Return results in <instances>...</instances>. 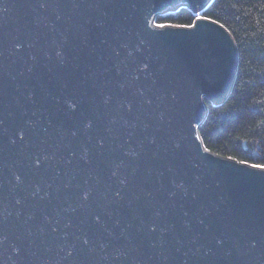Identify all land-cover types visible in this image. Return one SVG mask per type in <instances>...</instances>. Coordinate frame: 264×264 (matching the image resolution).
<instances>
[{
  "label": "water",
  "instance_id": "1",
  "mask_svg": "<svg viewBox=\"0 0 264 264\" xmlns=\"http://www.w3.org/2000/svg\"><path fill=\"white\" fill-rule=\"evenodd\" d=\"M210 1L0 0V264H264V167L199 134L234 38L153 24Z\"/></svg>",
  "mask_w": 264,
  "mask_h": 264
},
{
  "label": "trees",
  "instance_id": "2",
  "mask_svg": "<svg viewBox=\"0 0 264 264\" xmlns=\"http://www.w3.org/2000/svg\"><path fill=\"white\" fill-rule=\"evenodd\" d=\"M215 20L232 34L238 68L228 98L206 101L207 116L199 128L211 152L264 165V0H211L195 14L182 6L155 16L158 25H191L197 16Z\"/></svg>",
  "mask_w": 264,
  "mask_h": 264
},
{
  "label": "snow or ice",
  "instance_id": "3",
  "mask_svg": "<svg viewBox=\"0 0 264 264\" xmlns=\"http://www.w3.org/2000/svg\"><path fill=\"white\" fill-rule=\"evenodd\" d=\"M182 26H186V27H192V25H182ZM159 27H165V25H159ZM245 163H247L245 161ZM258 167H264V165H257Z\"/></svg>",
  "mask_w": 264,
  "mask_h": 264
},
{
  "label": "rangeland",
  "instance_id": "4",
  "mask_svg": "<svg viewBox=\"0 0 264 264\" xmlns=\"http://www.w3.org/2000/svg\"><path fill=\"white\" fill-rule=\"evenodd\" d=\"M172 10H174V9H170V10H167V11H172ZM167 11H164V12H167ZM164 12H163V13H164ZM197 17H198V16H197ZM154 18H155V17H154ZM195 19H196V18H195ZM153 24H156L155 21H154V19H153Z\"/></svg>",
  "mask_w": 264,
  "mask_h": 264
}]
</instances>
